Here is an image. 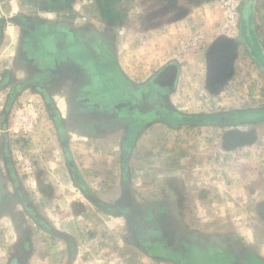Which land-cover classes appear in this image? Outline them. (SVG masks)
Returning <instances> with one entry per match:
<instances>
[{"label": "rangeland", "instance_id": "rangeland-1", "mask_svg": "<svg viewBox=\"0 0 264 264\" xmlns=\"http://www.w3.org/2000/svg\"><path fill=\"white\" fill-rule=\"evenodd\" d=\"M52 3L24 0L22 11L93 38L92 65L129 86L170 64L169 111L73 128L63 100L21 88L19 39L29 33L19 17L4 19L0 264H173L142 244L143 223L157 216L211 238L232 264H264V0ZM82 59L76 75L61 73L76 89L90 67Z\"/></svg>", "mask_w": 264, "mask_h": 264}, {"label": "crops", "instance_id": "crops-1", "mask_svg": "<svg viewBox=\"0 0 264 264\" xmlns=\"http://www.w3.org/2000/svg\"><path fill=\"white\" fill-rule=\"evenodd\" d=\"M36 2L39 9L42 8L44 10L49 7V10L54 0H36ZM23 5L24 0H0V25L5 22L4 19L8 21L7 25H11L10 22L15 23L14 16H17L19 17V20H16L18 21L17 23L21 21L20 24L26 26L20 29L24 30L23 36L26 32L29 33V36L26 37L27 42L24 38L25 43L22 44L19 39V53L24 55L26 60L24 63L20 62L19 68H17L21 74L18 78L21 88L22 86H30L33 87L36 92L45 97L49 96L50 99L57 97L58 100H63L61 103L63 111H60V115L62 119L63 117H66L69 121V125L73 128L86 129L87 126L88 128L99 127L101 124L98 123L109 122L107 124H110L112 120L120 122L119 118L111 112L122 103L119 102L120 104H116L115 102L110 103L108 101V97L112 98L115 96L111 91L114 89L112 88L114 83L112 75L115 76V74L110 75L108 74V71L106 72L103 70H98L99 72L96 73L93 70L89 72L87 69H81L79 80L77 81V79H75V82H80L77 89L75 88L76 86L74 88L68 86L70 81L64 80L62 77H65V75H61L63 71L67 70H70L72 77L74 74L76 75V69L71 66H74L73 64L80 66L82 62H85V60L83 61L82 56H86V62L88 61L89 66L90 63L94 62L93 55L91 54L96 47L93 43V38H89L86 35H81L79 38V36L67 30L59 29V26L55 28L56 25L54 26V22H51L50 20L51 14L50 16L45 14L44 17L40 14H38V16L34 14L33 16L26 17V14L22 11L24 8ZM51 34H59L61 36L62 47L58 53H50L47 51L46 39ZM74 43L79 45L77 49L76 47H72ZM70 48H72V50ZM77 50L82 51L80 53L82 56L75 54L76 52L74 51ZM79 59L81 61H79ZM115 78L121 82L118 77ZM129 90L132 91L127 94L126 103L132 109L131 112L133 118L138 121L142 118L145 119V102L144 100L142 101L144 98H142L143 96L141 95L143 90L138 91L132 86H129ZM125 91L127 92V90ZM66 97L67 99L64 101V98ZM50 102L52 104L54 103L52 100H50ZM105 104L106 107H109L108 111L104 110ZM141 105H144V107H141ZM107 124H105V126ZM0 157L2 159L1 146ZM3 166H5V163L0 161V216L7 209L8 205L5 186L7 179L4 177L6 171ZM218 250L221 251L218 246L211 247L208 256L204 255L203 259L199 258L200 260H193L192 257V260H189L188 263L191 262L195 264L197 262L198 264H215V260L217 262L220 261V264L233 263L227 257L225 258L223 254L218 255ZM158 253H161L160 250ZM215 255H217L219 259L211 258ZM151 256L159 263L172 262L173 264H176V260H178L177 255L163 257L160 254L156 255L151 253Z\"/></svg>", "mask_w": 264, "mask_h": 264}, {"label": "flooded vegetation", "instance_id": "flooded-vegetation-1", "mask_svg": "<svg viewBox=\"0 0 264 264\" xmlns=\"http://www.w3.org/2000/svg\"><path fill=\"white\" fill-rule=\"evenodd\" d=\"M46 44L47 51H49L50 53H58L60 48L62 47L61 36L59 34L49 35L46 39ZM72 47H76L77 49L79 45L74 43ZM70 49L72 50V48ZM74 52H76L75 54L82 56L80 54L82 51L77 50ZM104 69V67L102 68L99 66H93L91 63L87 71L90 72L93 70L98 73V70ZM107 71L110 75L115 74V76L112 75L114 82L112 88L114 89L111 90L115 94V96L112 98L108 97V101L110 103L115 102L116 104L122 103L120 104V107L117 106L111 113H114L119 118L120 123L126 124V122H131L134 119L133 114L130 111L131 108L129 110L123 108L125 105H128L126 103V96L132 91L129 90V84L127 83L128 81L114 70ZM171 72V68H168L166 72H164L163 68H161L149 79L148 85L146 87L143 86L136 88L138 91L143 90V92H141V95L143 96L142 98H144L142 99V101L144 100L145 102V118L151 119L150 117H154L155 114L159 115L167 113L169 111V109L166 108L163 100L166 97L167 93L172 90L174 85L170 76ZM115 77H118L121 82ZM125 90H127V92ZM141 107H144V105H141ZM104 110H109V107H106V104ZM254 116L257 115L255 114ZM150 220L151 222L146 221L148 223H143L142 231L144 230V235L142 238V244L144 245L146 250L156 255L160 254L163 257L169 255H177L178 260H176V264H193L191 262L188 263L189 260H192V257L193 260L203 259L204 255L208 256L210 254L209 249L211 247H217V244H215L211 238L209 239L199 235L193 236L192 234L182 231L180 228H168L167 225L161 224L162 222L160 221V216H157L156 218L153 217ZM159 250L161 253H158ZM218 253V255L223 254L225 258L229 257L227 254L219 250ZM211 258L219 259L217 255ZM214 262H216L215 264H220V261H218L219 263L216 260ZM195 264L198 263L196 262Z\"/></svg>", "mask_w": 264, "mask_h": 264}, {"label": "water", "instance_id": "water-1", "mask_svg": "<svg viewBox=\"0 0 264 264\" xmlns=\"http://www.w3.org/2000/svg\"><path fill=\"white\" fill-rule=\"evenodd\" d=\"M212 64L214 65L215 62L212 61V62H211V66H212ZM168 68H172L170 64H167V65L165 66L164 72H166V70H168ZM172 72H173V71H172Z\"/></svg>", "mask_w": 264, "mask_h": 264}]
</instances>
